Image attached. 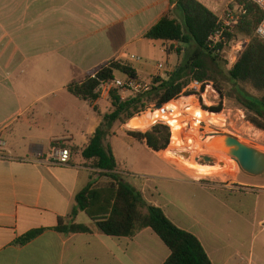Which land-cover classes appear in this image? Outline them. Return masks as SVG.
Returning <instances> with one entry per match:
<instances>
[{
    "label": "crops",
    "instance_id": "1",
    "mask_svg": "<svg viewBox=\"0 0 264 264\" xmlns=\"http://www.w3.org/2000/svg\"><path fill=\"white\" fill-rule=\"evenodd\" d=\"M198 1L218 17L228 7L227 0ZM176 2L0 0V137L6 142L0 148V264L166 263L170 249L152 229L133 237H112L100 233L85 212L72 216L76 195L94 183L96 172L82 151L112 105L106 98L84 101L68 87L85 82L112 61L132 65L140 80H168L182 57L177 49L167 48L175 45L185 54L187 47L150 41L146 34L168 15L182 20ZM152 45H160L167 54L163 72L158 70L162 63L148 67L128 59L135 52L148 54ZM115 137L106 143L125 180L176 226L196 235L213 264H264V175L221 189L185 178L158 156L149 173L131 172L118 159ZM142 143L153 156L159 154ZM60 147L72 153L67 166L52 162ZM179 176L184 178L180 188L168 191ZM233 217L239 223L231 229ZM60 218L92 232L64 235L56 231ZM254 223L262 226L254 235L262 237L258 253L247 239L253 236ZM39 229L44 232L34 241L15 244Z\"/></svg>",
    "mask_w": 264,
    "mask_h": 264
},
{
    "label": "trees",
    "instance_id": "2",
    "mask_svg": "<svg viewBox=\"0 0 264 264\" xmlns=\"http://www.w3.org/2000/svg\"><path fill=\"white\" fill-rule=\"evenodd\" d=\"M176 1L177 9L183 15L182 20L168 15L146 34V38L165 43L177 42L187 47V50L188 47H193V51L185 66L178 67L168 80L161 76L150 79L154 88L148 94H133L126 98L120 90L112 91V109L103 116L100 127L82 151L83 158L92 163L93 170L109 180L105 186H95L90 182L79 192L75 198L76 207L72 216L85 212L100 233L112 237H133L144 229H152L170 249L171 254L165 264H213L196 235L176 226L162 208L149 204L142 192L125 180V175L118 170L112 146L106 143L116 123L126 124L135 116L144 113L151 105L156 108L164 107L178 100L192 79L210 81L213 78L208 60L217 62L221 54L210 51L206 44L209 37L220 27L219 18L198 0ZM236 3L243 6L247 13L242 17L235 34L226 33V37L230 41L236 35L251 41L238 62L228 70L229 77L242 87L239 95L235 97L236 103L254 115L249 118L250 123L264 130V126L258 123V120L264 121V41L255 35L264 13L250 0H236ZM218 46L221 51L223 46ZM178 52L181 53V49ZM116 73L140 80L139 73L132 65L123 61H112L85 82L71 84L68 91L84 101L94 102L99 99L97 89L101 81L115 78ZM247 88L257 96L248 95L245 91ZM219 92L221 93L220 90ZM204 108L220 112L222 104ZM158 129L154 127V130L145 133L129 131L127 135L146 143L151 150L161 152L168 149L171 133L167 127L168 134L162 145L154 133ZM56 231L64 235L92 232L85 225L67 223L63 218L59 219ZM43 232V229L33 230L19 238L15 244H27Z\"/></svg>",
    "mask_w": 264,
    "mask_h": 264
},
{
    "label": "rangeland",
    "instance_id": "3",
    "mask_svg": "<svg viewBox=\"0 0 264 264\" xmlns=\"http://www.w3.org/2000/svg\"><path fill=\"white\" fill-rule=\"evenodd\" d=\"M228 4L225 6V8L230 6V8L235 9L236 0H227ZM237 30V29H236ZM236 32V31H235ZM235 34V33H234ZM236 41L239 40H248V43L245 45L247 48V45L250 43L249 38H242L235 35ZM180 45V44H179ZM169 51H176L174 48H167ZM193 51V47H188V51L185 54L179 53V56L182 57L181 63L178 65V67L183 68L185 66L186 61L190 57L191 53ZM136 56H140L142 58V61L139 63L140 66L147 65L148 67H154L157 66L159 63L166 64L167 61V54L163 51L162 47L160 45H152V47L149 49L148 54L143 55L138 52H135ZM233 51L231 48H228L226 53L220 57L217 62H212L211 60H208V64L210 69L213 71V73H210V75L213 76V78L209 82H213L214 86L221 91V94L226 99V106H223V109H232L236 105H239L236 103L235 97L239 95V90H241V86L237 85L235 82H233L229 77V57L232 55ZM119 78H125L124 75H118ZM144 81V80H143ZM246 93L252 97H256L257 95L250 90L249 88L245 89ZM124 97H129L133 94L126 93L121 91ZM211 100L214 101V97H211ZM218 103V101H215ZM174 103L177 105V109L175 110V113L173 117L178 119L176 125H181L182 121H188L189 125L184 126L185 130L181 134L175 132L174 137H178L180 142L183 143L182 148H177L174 144V139H172V131L169 126L165 125H151L150 127L143 129V130H135L128 127V124L130 121H128L126 124H123L121 122H118L114 125V127L111 129L109 138H113V142L117 151L118 159L122 163V165L131 172H137L141 171L143 173H149L148 171L152 166H154L156 163H158V159H156L155 156H158L159 160L161 162H167L175 167H177L179 170H181L185 174V178H191L200 180L204 185L215 184L217 187L221 189H227L230 186H238L240 181H243L248 178H252L254 176H250L241 169L239 163L231 156L226 155L221 152H212L213 154L208 156H212L215 159V162L213 164H206L204 162L197 161V158L203 156L200 155V151L197 149L199 144H203V140L206 139L209 135L215 134L212 129H214L213 125H211V122H208V128L206 130L199 128L200 124H196L195 120L197 118V112L201 111L198 107H194L191 110H187V108L184 107L185 103H190V101H181L180 98L178 100H175L171 102V104ZM193 104V103H192ZM169 105V104H168ZM165 107L159 109L162 110L166 108ZM174 105V106H175ZM194 105V104H193ZM220 105V104H219ZM219 105H211L212 107H216ZM241 106V105H240ZM148 109V108H147ZM142 113V115L135 116L134 118H141L143 116L153 114L155 108L148 109ZM236 112L233 113L232 116H235ZM198 115H204L203 112H200ZM247 117V124L240 123V121H237V125H235V129L227 127L222 130L224 132H220L222 134L231 135L241 142L251 146L252 148H256L257 150L264 153V130L256 128L252 123H250V117H254L252 113L247 111L246 113ZM133 118V119H134ZM156 118H161V115H156ZM223 117H220L222 119ZM202 120H209L210 117L208 115H205L204 118H201ZM150 120V118L148 119ZM146 119H143V125L147 126ZM214 124L216 125H222L221 120L218 121L217 119H213ZM258 123L264 126L263 120H258ZM204 124V123H202ZM220 125V126H221ZM162 126V127H161ZM175 126V127H178ZM154 127L159 128L158 130H155L154 133L156 136L159 137L162 145L164 143L165 138L167 137L168 131L167 127L170 130L171 137H170V144L168 145V149L165 151L159 152L158 155L154 156L145 148L144 144L138 140L129 139L127 137V134L124 132L134 131V132H150L154 130ZM200 131V132H199ZM110 138V139H111ZM201 144V145H202ZM184 148V149H183ZM155 152V151H153ZM191 153V154H190ZM176 156L182 157L183 159L187 160L190 159V163L198 164L199 166H211L216 167L220 161V165H224L223 168L219 169L217 172H212V174H199L197 170H194L190 167L185 166L179 160L176 158ZM188 161V160H187ZM153 168V167H152ZM94 183L97 186H102L107 184V180L105 177L100 176L97 172L93 175ZM184 181V178L182 177H176L174 179V182L167 186L166 189L169 191H176L177 188H180V182ZM239 187V186H238ZM250 209L252 208V202L249 203ZM236 223H239L238 219L236 217H233L232 223L229 224V228L233 229L236 226ZM262 229V226H259L257 223L252 224V227H250V233L253 234V236H250L248 239L249 244L255 245V253H258L257 249L259 248V244L261 243L262 237H259L258 239H254V235H257ZM242 239V235L237 236V238ZM244 237H246L244 235ZM246 240V239H244Z\"/></svg>",
    "mask_w": 264,
    "mask_h": 264
},
{
    "label": "built area",
    "instance_id": "4",
    "mask_svg": "<svg viewBox=\"0 0 264 264\" xmlns=\"http://www.w3.org/2000/svg\"><path fill=\"white\" fill-rule=\"evenodd\" d=\"M254 4H256L264 13V0H250ZM246 10L243 6H240L238 4H235V9L227 7L222 14L221 17H218L220 27L219 29L213 33L209 39L207 47L210 51H213L216 54H221L223 56L228 48H231L233 53L229 57V67L230 69L238 62L239 58L241 57L242 53L246 49V44L248 43V40H239L236 41L235 37H233L232 40H228L226 37V33L234 34L238 26L240 25V22L242 20V17L246 15ZM255 35L260 38L262 41H264V17L261 20V23L256 29ZM178 44L177 42H170ZM222 45L223 49L220 51L219 46ZM169 49L174 48L175 50H179L181 48H178V46L175 45H169ZM129 61L131 62H137L140 63L142 61V58L131 55L128 57ZM164 64L158 65L159 72H163L164 70ZM154 88V85L150 81H143L136 78H131L126 76L124 79L115 77L113 79L103 80L100 83L99 88L97 89V94H99V98H106L110 99V95L114 89H118L120 91L130 93V94H148L150 93ZM190 94V95H187ZM211 97H214V101L211 100ZM180 100L183 101H190V103H185L184 107L187 108V110H191L194 107H198L199 110L206 113L210 119L209 120H202L198 115L196 118V124H200L199 128L206 130L208 128V122H211V125H213L215 133L224 132L223 127L227 128H233L235 129V125H237V121H240V123L245 124L247 122L246 113L247 110L239 105H236L234 108L227 110L226 108L223 109V106H226V99L222 96V94L219 92V90L214 86L213 82L209 81H199L196 79H192L190 83L186 86L184 89ZM218 101L216 103L215 101ZM194 105H193V104ZM171 104V103H170ZM222 104V110L220 112H213L210 110H206L204 107L212 108L211 105H219ZM165 107V106H164ZM151 108H155V110L159 111V108L155 107L154 105H151L148 107L150 110ZM163 108V107H161ZM160 108V109H161ZM147 109V110H148ZM165 109V108H164ZM176 110V109H175ZM175 110L169 111L165 110L166 118H156L157 111H154V118L151 120L154 122L152 125H165L169 126L172 131V139H174L175 136V126L178 119L171 118L173 117ZM151 111V110H150ZM236 112L235 116H232L233 113ZM152 114V113H151ZM150 114V115H151ZM156 114V115H155ZM142 115V114H141ZM144 117V116H143ZM220 117H223L220 119ZM213 119H217L218 121L221 120V123H223L221 126L216 125L213 122ZM204 123V124H202ZM247 124V123H246ZM182 126H188V121H182ZM199 131V132H200ZM222 134V133H220ZM6 142L4 139L0 137V148L5 147ZM72 153L69 148L60 147L55 150L54 155L52 157V162L56 165L60 166H67L69 165L71 161Z\"/></svg>",
    "mask_w": 264,
    "mask_h": 264
},
{
    "label": "water",
    "instance_id": "5",
    "mask_svg": "<svg viewBox=\"0 0 264 264\" xmlns=\"http://www.w3.org/2000/svg\"><path fill=\"white\" fill-rule=\"evenodd\" d=\"M161 108L160 106L158 107ZM213 138L205 147L212 152H223L233 157L240 165L244 173L258 177L264 175V153L252 148L251 146L241 142L237 138L226 134H212ZM215 137H221L222 145L219 141L214 140ZM207 138V137H206ZM197 161L206 164H213L215 159L212 156L203 155L197 158Z\"/></svg>",
    "mask_w": 264,
    "mask_h": 264
},
{
    "label": "bare ground",
    "instance_id": "6",
    "mask_svg": "<svg viewBox=\"0 0 264 264\" xmlns=\"http://www.w3.org/2000/svg\"><path fill=\"white\" fill-rule=\"evenodd\" d=\"M174 103L172 104H169L165 109H162V110H159L157 111V115H161V118L165 119L166 118V114H165V110H169V111H172V110H175L177 109V105H175ZM200 112L202 111H198L197 112V115L200 114ZM204 113V112H203ZM155 114V115H156ZM205 115H207L206 113H204V115H198L200 118H204ZM150 118V120H148ZM152 118H154V114H151V115H147V116H144V117H141V118H134L130 121V123L128 124V127L131 128V129H135V130H143V129H146L148 127H150L154 122L151 120ZM143 119H146V123H147V126H144L143 125ZM185 130V127L182 126V125H179L178 127L175 128V132L181 134L182 132H184ZM215 133V132H214ZM216 134V133H215ZM213 138L211 137V135H209L205 140H203V144H199L197 147V149L200 151V155H211L213 153L209 152L208 149H206V145L211 142ZM214 140H217L219 141V144L222 145V140L223 138L221 137H215ZM174 144H176L175 146L177 148H182L183 147V143L180 142L179 138L178 137H174ZM184 149V148H183ZM223 153V152H221ZM191 154V153H190ZM227 155V154H226ZM176 158L179 160V162H181L182 164H184L185 166L187 165V167H190L194 170H197V172L199 174H212V172H217L219 169L223 168L224 165H220V161L218 163V165L216 167H211V166H199L198 164H193V163H190V159H183L182 157H179V156H176Z\"/></svg>",
    "mask_w": 264,
    "mask_h": 264
}]
</instances>
